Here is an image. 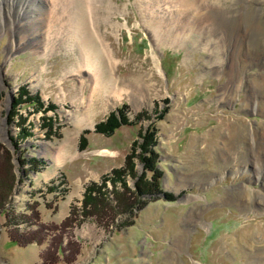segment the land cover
Masks as SVG:
<instances>
[{
	"label": "rangeland",
	"instance_id": "obj_1",
	"mask_svg": "<svg viewBox=\"0 0 264 264\" xmlns=\"http://www.w3.org/2000/svg\"><path fill=\"white\" fill-rule=\"evenodd\" d=\"M112 1L95 82L76 38L35 53L17 3L0 0V264H264V37L250 31L264 0ZM122 106L129 123L97 133ZM91 183L110 220L64 223Z\"/></svg>",
	"mask_w": 264,
	"mask_h": 264
},
{
	"label": "bare ground",
	"instance_id": "obj_2",
	"mask_svg": "<svg viewBox=\"0 0 264 264\" xmlns=\"http://www.w3.org/2000/svg\"><path fill=\"white\" fill-rule=\"evenodd\" d=\"M2 1H4L3 3L9 8L16 6L14 4L17 3L16 17L20 19L19 22L21 20L29 22L27 27H30V29L27 33L31 34V37H34V39L29 37V35L25 32L20 35L21 45H23V40H27V38L29 37L30 39L28 38V40L36 41L33 45L34 47H31L33 51L35 53L39 52L41 54L44 53L45 48L53 52L55 49L61 47V45L63 44V39H60V37L71 39L76 38V46H78V48L80 47V49L83 50L84 54V59L82 60V62L79 61V64L81 63L80 66L85 65L88 71H92V74L95 77V82L97 81V67L95 63L100 61L99 59L102 52H107L109 54V52L111 51L110 44L106 42L107 38L102 32L100 24L109 23L110 25L108 13H110L111 9H115V4L112 0H98L99 5L94 4V6L93 2L90 0H37L41 3V5L39 6L33 4V2L36 0ZM183 2L187 5L192 6L196 3V0H183ZM147 3H149V1H147ZM0 4H2V2ZM241 21L245 22L246 24L250 21L254 24L258 23V20L256 18L252 19V17L246 15L243 16V19ZM253 27L254 28L250 27L252 36L254 35L255 38L264 37L262 36V30L264 28H260L257 25L256 27L253 25ZM153 57L156 58V55L154 53ZM253 84L255 85V87H257L258 85L259 88L264 89V78L260 82H253ZM76 118L78 126L86 125L87 122H85L83 116L81 117L79 115ZM229 126L230 127L227 130L230 131L231 137L225 139L224 146L226 148L230 146L232 141H235V139L238 138L239 132L243 131L241 127L236 125L234 122L230 123ZM254 134L255 136L259 135V133ZM260 135L264 136V130ZM260 149L258 148L255 150V158H257V161L259 160L258 157L262 156V152H264V146L262 145ZM246 153V155L250 154L249 151H246ZM257 163L259 164V166L263 167L264 159H262L261 164L259 162ZM259 174L260 172L256 174L257 178H259V176L261 175Z\"/></svg>",
	"mask_w": 264,
	"mask_h": 264
},
{
	"label": "trees",
	"instance_id": "obj_3",
	"mask_svg": "<svg viewBox=\"0 0 264 264\" xmlns=\"http://www.w3.org/2000/svg\"><path fill=\"white\" fill-rule=\"evenodd\" d=\"M25 91V90H24ZM27 93V91L24 92V94ZM37 102L39 103V106L41 107L42 104L37 100ZM125 106H122L120 109H118V114H115L113 112H110L109 115L106 117V119H104L103 121L97 123L95 125V131L97 133H103L105 135H110L114 132V130L119 127L122 124H126L129 123L127 118L125 117L124 113H122L121 110H124ZM136 119H139V115L136 117ZM88 132V130H84L82 132V136L81 138H83L84 134ZM23 135H28V133H26L24 131V128L22 130ZM83 140V139H82ZM84 141V140H83ZM126 166H128L129 163V158H127L126 160ZM124 170H113L112 171V175H116L117 178L121 181L122 185H123V189L122 191H115L113 190V194H114V199L117 201V203L123 204L124 209L125 206H128V203H126L129 200V188L126 186L125 181L122 180V174H123ZM103 181L106 180V176L102 177ZM136 192L138 194H146L143 191H141V186H136ZM107 192H103L100 188V185L98 183H91L88 186H86V189L84 191V197L82 199V207L80 208V214H81V219H78V209L73 208V210L70 211V217L67 218L68 223L64 222L66 224H69V221H72V216L74 218V221H76L77 223H80L81 220L91 217L93 218L96 223L100 224L103 223L104 221H109L111 214L107 211L104 210L106 209L110 204L109 203V197L106 194ZM131 193V192H130ZM151 194V193H150ZM121 195V196H120ZM108 218V219H106ZM65 220V221H67ZM40 231H37V233H40ZM32 235V237L28 238L27 235L24 234H20V233H15L14 235L11 236V239H13L16 243L21 244V245H25L28 243H31L33 241H35V235ZM37 241V240H36ZM39 242V241H38ZM48 253V252H46ZM69 254H65L63 256V260L65 262H69L71 259L68 258ZM57 258L56 257H51L49 254L45 253L43 254V261L41 264H55L57 262Z\"/></svg>",
	"mask_w": 264,
	"mask_h": 264
}]
</instances>
